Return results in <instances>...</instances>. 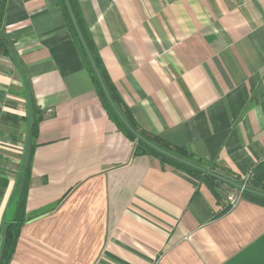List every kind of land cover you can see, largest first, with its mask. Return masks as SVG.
<instances>
[{
    "label": "crops",
    "instance_id": "crops-1",
    "mask_svg": "<svg viewBox=\"0 0 264 264\" xmlns=\"http://www.w3.org/2000/svg\"><path fill=\"white\" fill-rule=\"evenodd\" d=\"M77 2L138 126L249 180L264 164V0ZM1 23L20 66L0 53V242L29 169L7 264H264V206L220 214L225 190L134 155L55 0H6Z\"/></svg>",
    "mask_w": 264,
    "mask_h": 264
},
{
    "label": "trees",
    "instance_id": "trees-1",
    "mask_svg": "<svg viewBox=\"0 0 264 264\" xmlns=\"http://www.w3.org/2000/svg\"><path fill=\"white\" fill-rule=\"evenodd\" d=\"M56 5L60 9L62 21L68 30L71 38L73 39V42L78 50V53L81 57V60L85 66V69L90 76L92 82L94 83L96 92L102 101V103L105 105L106 109L108 110L110 116L116 121L118 127L130 138L134 141V149H133V154H141V153H147L151 154L154 156H157L161 161L169 163L173 167L182 170L192 176L193 178L197 179L200 182L205 183L211 190L212 192L218 196V189H223L224 187L238 190L235 186L228 184L222 180H219L215 176L205 173L199 169L193 168L191 166H188L180 161H177L165 153H162L151 146L147 145L146 143L142 142L140 139L136 137L135 134H133L126 126L125 124L120 120V118L117 116V114L114 112L112 107L110 106L99 82L98 79L94 73V70L89 62V59L81 45V42L77 36V33L75 31V28L73 26L72 20L70 18V15L68 13L67 7L65 5L64 0H55ZM71 10L73 12V15L75 17L76 23L78 25V28L83 36V39L92 55V58L94 60V63L96 64V67L98 68V71L100 73V76L104 82V85L106 86L112 101L114 102L115 106L121 113L122 117L128 122V124L135 130L137 131L140 135L145 137L148 141H150L152 144L156 145L157 147H160L164 151H167L169 153H172L173 155H176L180 158H183L185 160H188L190 162H193L194 164L201 166L203 168H206L210 170L211 172L217 173L221 176H224L228 179H231L234 182L241 183V180L238 178L233 177L228 170L225 168L219 166L215 162L212 161H206L201 158H197L194 156L190 151H188L186 148L183 147H176V146H171L161 138L152 135L145 130L141 129L134 118L132 117L130 111L128 108H126L119 96L116 94L114 91L113 87L110 85L106 72L104 68L102 67L98 53H97V48L93 42V39L91 37V34L88 30L87 24L84 20V17L82 15L79 3L77 0H68ZM6 0H0V53L8 56L11 58L15 64V66H20L19 60L17 58L16 52L13 49L12 45L8 41L6 35L3 33L2 28V18H3V13H4V6H5ZM28 108V106L26 105ZM33 126L30 128V134L33 133ZM32 145H28V147H31ZM262 166H256L253 170V175L252 177L247 181L245 184L246 187L264 193V164H261ZM215 168H219L225 173H221L219 171H216ZM28 163L24 162L20 166V169L18 170L17 174V190H16V196L13 198L12 202V210L14 211V215L11 221H5L4 224L1 226V242H0V264H7L8 260L11 257V254L13 252L14 246H15V241L16 237L18 235L19 229L22 226V224L26 221V217L24 215V198L27 190V185H28ZM224 190V189H223ZM241 199H246L252 202H255L257 204H260L264 206V196L252 193L249 191H241ZM230 207L225 203L222 211L220 214L225 213Z\"/></svg>",
    "mask_w": 264,
    "mask_h": 264
},
{
    "label": "water",
    "instance_id": "water-1",
    "mask_svg": "<svg viewBox=\"0 0 264 264\" xmlns=\"http://www.w3.org/2000/svg\"><path fill=\"white\" fill-rule=\"evenodd\" d=\"M64 2H65V5H66V7H67V10H68V13H69V15H70V18H71V20H72V23H73V26H74V28H75V31H76V33H77V36H78V38H79V40H80V42H81V45H82V47H83V49H84V51H85V53H86V55H87V57H88V59H89V62H90L91 66H92V68H93V70H94V73H95V75H96V77H97V79H98V82H99V84H100V86H101V88H102V90H103V92H104V94H105V96H106V98H107V100H108L110 106L112 107V109L114 110V112L117 114V116L120 118V120L125 124V126H126V127H127L132 133H133V134H135L136 137H137L138 139H140L142 142L146 143L147 145L151 146L152 148H154V149H156V150H158V151H160V152H162V153H165V154L168 155L169 157H171V158H173V159H175V160H177V161H180V162H182V163H184V164H186V165H188V166H191V167H193V168L199 169V170H201V171H203V172H205V173L211 174V175L215 176L216 178H218L219 180H222V181H224V182H226V183H228V184H231V185L235 186V187H236L237 189H239V190L249 191V192L256 193V194H259V195L264 196V193H261V192H258V191H255V190H252V189L246 187L245 184H243V183L240 184V183L234 182V181H232L231 179H228V178H226V177H224V176H221V175H219V174H217V173L211 172L210 170H208V169H206V168H203V167H201V166H198V165L194 164L193 162H190V161L185 160V159H183V158H180V157H178V156H176V155H173L172 153H169V152H167V151H164V150L161 149L160 147H157L156 145L152 144V143H151L150 141H148L145 137H143L142 135H140L137 131H135V130H134V129L128 124V122H126V120L122 117L121 113L119 112V110H118L117 107L115 106L114 102L112 101L111 96H110V94H109V92H108L106 86L104 85V82H103L101 76H100V73H99V71H98V68L96 67V64L94 63V60H93V58H92V55H91V53H90V51H89V49H88V47H87V45H86V43H85V41H84V39H83V36H82V34H81V32H80V30H79V28H78V25H77V23H76L75 17H74V15H73L72 10H71V7H70V4H69V1H68V0H64Z\"/></svg>",
    "mask_w": 264,
    "mask_h": 264
},
{
    "label": "built area",
    "instance_id": "built-area-1",
    "mask_svg": "<svg viewBox=\"0 0 264 264\" xmlns=\"http://www.w3.org/2000/svg\"><path fill=\"white\" fill-rule=\"evenodd\" d=\"M246 181V180H244ZM245 184V183H243ZM241 191L242 190H235L233 193H229L228 195L225 196V203L232 208L233 206L236 205V203L241 199Z\"/></svg>",
    "mask_w": 264,
    "mask_h": 264
},
{
    "label": "rangeland",
    "instance_id": "rangeland-1",
    "mask_svg": "<svg viewBox=\"0 0 264 264\" xmlns=\"http://www.w3.org/2000/svg\"><path fill=\"white\" fill-rule=\"evenodd\" d=\"M215 170H216V171H219V172H221V173H225V172H223L222 170H220L219 168H215ZM247 181H248V180H246V181L242 180L241 183H245V184H246ZM223 189L226 191V194H227V195H228L229 193H233V192H235L234 189H230V188H227V187H226V188L224 187ZM236 191H237V190H236Z\"/></svg>",
    "mask_w": 264,
    "mask_h": 264
}]
</instances>
